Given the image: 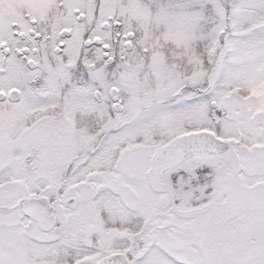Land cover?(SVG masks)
<instances>
[{"label": "snow or ice", "instance_id": "obj_1", "mask_svg": "<svg viewBox=\"0 0 264 264\" xmlns=\"http://www.w3.org/2000/svg\"><path fill=\"white\" fill-rule=\"evenodd\" d=\"M0 264H264V0H0Z\"/></svg>", "mask_w": 264, "mask_h": 264}]
</instances>
